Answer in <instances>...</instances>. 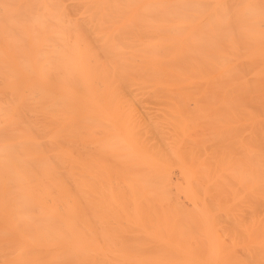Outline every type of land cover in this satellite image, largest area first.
Returning a JSON list of instances; mask_svg holds the SVG:
<instances>
[{"label": "bare ground", "instance_id": "obj_1", "mask_svg": "<svg viewBox=\"0 0 264 264\" xmlns=\"http://www.w3.org/2000/svg\"><path fill=\"white\" fill-rule=\"evenodd\" d=\"M0 264H264V0H0Z\"/></svg>", "mask_w": 264, "mask_h": 264}]
</instances>
